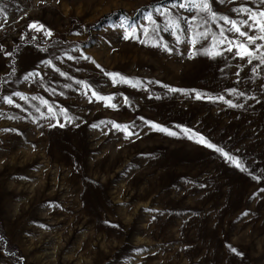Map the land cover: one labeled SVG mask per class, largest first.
<instances>
[{
	"label": "rangeland",
	"instance_id": "rangeland-1",
	"mask_svg": "<svg viewBox=\"0 0 264 264\" xmlns=\"http://www.w3.org/2000/svg\"><path fill=\"white\" fill-rule=\"evenodd\" d=\"M174 2L0 0V234L8 238L0 264H264V66L254 73L258 61L235 57L227 44L206 55L211 40H200L190 59L191 33L179 31L177 43L176 30L164 28L170 17L182 29L193 15L196 24L208 17ZM209 4L217 20L201 30L217 35L230 27L219 16L240 21L241 7L264 11L261 0ZM164 8L171 13L157 11ZM33 22L52 35L32 30L23 42ZM132 29L136 38L125 39ZM29 73L39 75L25 80ZM105 73L139 84H113ZM112 122L135 134L126 139Z\"/></svg>",
	"mask_w": 264,
	"mask_h": 264
},
{
	"label": "snow or ice",
	"instance_id": "snow-or-ice-1",
	"mask_svg": "<svg viewBox=\"0 0 264 264\" xmlns=\"http://www.w3.org/2000/svg\"><path fill=\"white\" fill-rule=\"evenodd\" d=\"M43 2V0H42ZM261 4L264 5V0H261ZM172 7H179L182 9H187L188 11H196L197 14L203 13L206 14L208 19H211L212 21L217 20V13L214 12L209 4V0H175ZM158 12H160L161 15H166L171 13L170 8H164L163 10L157 9ZM236 11L241 13H247V19L237 21L235 19H230L227 16H219V20L223 21L224 24L230 25L227 29H225L223 26H221L219 34H215L210 32L207 29L201 30L203 25H206L208 23V19H206L204 16H200V19L202 21L201 24H196L195 21L197 20V15H193L190 20L191 23L189 24V27L187 29H182L180 24L179 18H172L170 17L164 30L165 31H172L175 29L176 31H172V34L176 37L177 43L181 42V37L177 33L179 31H186L191 33V36L188 38L187 42L190 43L191 48L189 50V58H193L197 54L196 44L200 40L209 41L211 40V49L210 48H203L202 52L206 55L210 56H218L221 55V52L213 51L212 49H215L218 45H225L227 44V47L224 49L227 52H231L234 54L235 57H238L241 60H247L248 64H252L253 60L258 61V64L256 67H253L252 71L255 73L257 71V67L264 66V11H256L253 12L250 9L246 7H241L237 9ZM0 12H3V8H0ZM149 21H152L153 24L156 22L152 20L151 14L147 17ZM185 23H188V21H185ZM28 28L31 30H35L38 32H43L46 36H51L52 33L50 30L46 29L43 25L38 24L36 22H33L28 25ZM245 28L250 29L252 32H258L260 35H249V32L245 30ZM148 29L144 28L143 32L147 36L148 35ZM136 29H132V31H126L125 32V39L129 38H136L135 36ZM226 33H232L233 35L229 37ZM243 37V40L240 38ZM257 41H261V43H257ZM142 43H148L147 40L141 41ZM153 46L162 47L165 51L171 52L172 49L168 47L167 44L161 45L159 41H156ZM8 55H11V53H8ZM71 59L72 57H68ZM87 59V57H85ZM46 65H51L52 61L48 60L44 62ZM99 67V65H97ZM38 73H29L27 76L24 77L25 80L30 79L33 76H38ZM61 75H65L64 73H61ZM105 75L109 76L112 79V83H126L131 84L133 87L138 86L139 81L133 82L132 80L121 76L119 73H105ZM78 83H84L82 81ZM85 88H89L90 86L85 84ZM67 87H71L68 85ZM168 87V86H165ZM168 91L170 92H178V91H186L182 89H176L168 87ZM233 93H236V89L231 90ZM14 95L19 96L22 100H27L28 98L24 96L22 93H15ZM87 95V93H85ZM238 95L243 96L244 93L240 92ZM92 96L95 97L97 100L103 101L105 103V106L110 107H117V105L112 104V97L108 96H102L99 95L95 90L92 91ZM196 99H201L202 96L200 93L195 94ZM209 99H215L213 97H208ZM3 100H5L8 104H13L14 101L10 96L2 97ZM32 99H37V97H33ZM218 99L223 100L224 97L221 96ZM40 102L42 104L47 105L48 102L46 100L41 99ZM91 102V98H90ZM127 102V101H125ZM231 105V101H227ZM231 106H238V105H231ZM242 107V105H239ZM19 107V105H17ZM48 112L53 113V109L51 106H48ZM39 111V108L37 109ZM61 113H65L66 110L61 109ZM69 122H71V118L69 117ZM143 119V118H141ZM151 124V127L154 130L166 133L170 136H177L178 133L175 131H171L168 128L162 127L160 125L154 124L152 122H148ZM113 126L119 130H122L125 132V138L127 139L129 136L134 135L135 133L131 132L129 130L128 125H120L116 124L115 122H112ZM60 127H64V124H60ZM97 125H93V127H96ZM181 133L186 136L190 140H195L197 143L202 144L206 146L209 149L214 150L216 153L221 154L226 161L233 164L235 167L239 168L241 171H246L242 163L236 158L231 156L229 153L225 152L223 148L207 141L203 136H199L197 133L192 132L190 129L184 128L181 130ZM255 179H259V177H254ZM261 191H264L262 189ZM246 214V213H245ZM231 251L233 253H237V250L235 248H231Z\"/></svg>",
	"mask_w": 264,
	"mask_h": 264
},
{
	"label": "trees",
	"instance_id": "trees-1",
	"mask_svg": "<svg viewBox=\"0 0 264 264\" xmlns=\"http://www.w3.org/2000/svg\"><path fill=\"white\" fill-rule=\"evenodd\" d=\"M31 33H32V30H28V31H25L21 34V39L23 40V42H26L28 43L30 40H32V37L36 36V35H33L31 36ZM0 242L2 243V245L4 246V248H7L8 247V238L7 236L3 235V234H0ZM14 256L16 257L17 260L19 261H22L21 259V256H19V254L17 252H13Z\"/></svg>",
	"mask_w": 264,
	"mask_h": 264
}]
</instances>
